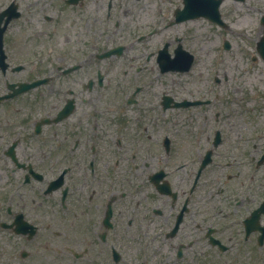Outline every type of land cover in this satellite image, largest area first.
I'll return each mask as SVG.
<instances>
[{
    "label": "flooded vegetation",
    "instance_id": "flooded-vegetation-1",
    "mask_svg": "<svg viewBox=\"0 0 264 264\" xmlns=\"http://www.w3.org/2000/svg\"><path fill=\"white\" fill-rule=\"evenodd\" d=\"M179 1L0 0V264H264V132L226 66L171 79Z\"/></svg>",
    "mask_w": 264,
    "mask_h": 264
},
{
    "label": "rangeland",
    "instance_id": "rangeland-1",
    "mask_svg": "<svg viewBox=\"0 0 264 264\" xmlns=\"http://www.w3.org/2000/svg\"><path fill=\"white\" fill-rule=\"evenodd\" d=\"M247 3L248 4L242 6L241 3H233V0H225L222 4L224 10L229 13V16L224 17V19L228 23V25H230V30L226 31V29H221L223 33L219 32L218 35L220 37L222 35H225L226 38H228L232 42L231 47L234 50H236L237 49L236 47H238L236 46V44L243 43V41H241L240 38L246 39V38L251 37L253 39V44L255 47V43H254L255 39L253 38V36L257 33L255 21L257 20L258 15H259L258 13L259 7L264 9V0H247ZM65 24L66 23L64 22L62 26L60 27V29H58L59 35L56 36L55 38L58 41L59 46H62V45L71 46L72 44H74L73 42L75 41V40L66 38V35L71 36L72 32L63 34L64 32L63 29L67 30V28H65ZM51 25L53 24L48 23V22H43V24H38V29L39 27H41L43 29V32L44 31L48 32V29ZM185 25L191 30L190 34L192 38L189 41V43L196 44V47L199 52L198 56L202 58V60L195 66L193 74H191V76L190 75L185 76L184 80L192 79L191 84L197 85V83H195V80H196L195 77H204L203 79L209 80L211 78L212 73L214 72V68H215L214 66L216 62H214L213 60V55H207V53L211 51L210 44L215 42V39H216L215 32L216 31H215L214 26L212 27V29L215 32L211 30V26L209 25V23L206 22L205 19H199L196 22L194 21L187 22ZM231 29H235V31H232ZM25 31L26 32L30 31L29 25H27V29ZM16 32H18V30ZM53 33L55 34L56 31ZM202 33L204 35H202ZM24 34L27 35L28 33H24ZM116 40H119V38H117ZM114 41L115 39L111 37L106 40H101L100 43L101 45H103L106 42H114ZM216 57L217 56H215V58ZM224 58H227V56H224ZM233 58L234 60L231 61L232 62L231 68L236 67L234 64V62L236 61H238V63L241 65H247L248 60H250L249 57H246V56L242 57L238 55H234ZM219 65H221V63H219L218 66ZM262 66L261 65L257 66L256 69H253L254 71L251 73L241 71V78L245 80H250V83H255L260 80V76H261L263 78L262 80L264 81V69H263L264 66L263 67ZM234 73L236 75L238 73V70H235ZM174 74L176 73L172 72V75ZM252 75H255V77L253 78ZM236 119H239V118H236ZM226 142L228 144H233L232 137L230 140Z\"/></svg>",
    "mask_w": 264,
    "mask_h": 264
}]
</instances>
